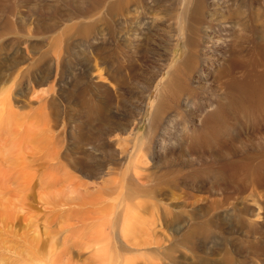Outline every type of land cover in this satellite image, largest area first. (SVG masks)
<instances>
[{"label": "rangeland", "instance_id": "obj_1", "mask_svg": "<svg viewBox=\"0 0 264 264\" xmlns=\"http://www.w3.org/2000/svg\"><path fill=\"white\" fill-rule=\"evenodd\" d=\"M192 1L0 0V264L25 235L26 264H98L99 228L112 264H264V114L230 122L221 74L264 45V0H203L193 92L151 128Z\"/></svg>", "mask_w": 264, "mask_h": 264}, {"label": "bare ground", "instance_id": "obj_2", "mask_svg": "<svg viewBox=\"0 0 264 264\" xmlns=\"http://www.w3.org/2000/svg\"><path fill=\"white\" fill-rule=\"evenodd\" d=\"M185 2V0H183ZM214 2V1H213ZM192 6L191 8H189L188 10V6L184 7L183 10L181 11V14L178 15L177 17V21L179 20V22L181 23L180 26L184 23V25H186L187 30H186V36L184 38H182L185 42V46H186V56L184 57V59L182 60V63H180L179 67H178V71L176 72H172L169 76L168 81L165 83V86L163 87L164 90L162 91V99L157 103V105L155 106L154 109V113H153V117H152V131L158 127L159 122H160V116L165 113V99H163V95L166 94V97L168 98L171 97V99H175L176 101L180 98V94L182 93V91H186L188 93H192L193 90L189 89L187 87V83H186V74L184 73V71L187 70V68H190L191 63H193L194 61H196V59L198 58L196 52H195V47L197 45H199L198 43V28L196 27V22H197V17L198 14L204 10L202 9L203 7V0H193L192 1ZM207 4V3H206ZM243 7V6H242ZM230 12V11H229ZM205 14V13H204ZM201 15V14H200ZM181 16V17H180ZM238 22V21H237ZM241 22H239L240 24ZM248 25V24H247ZM263 25V24H261ZM8 26V25H7ZM244 26V25H243ZM253 26V25H252ZM208 30L206 29L204 32L206 31H211L213 29V26L208 25ZM258 27V26H257ZM256 27V28H257ZM253 28V27H252ZM182 27H179V34L181 35V31H182ZM238 29V28H237ZM244 30V27L241 28V30ZM236 30V29H235ZM242 30V31H243ZM240 31V30H239ZM245 32V31H244ZM241 32V33H244ZM240 33V32H239ZM237 33V35L239 34ZM240 33V34H241ZM236 35V33H235ZM236 35V36H237ZM242 36H238V38H236L237 41H240L239 43H241V41H245L246 39V34L244 33L241 34ZM262 35V34H261ZM200 37V36H199ZM209 37V36H208ZM254 37V36H253ZM263 37V35H262ZM239 39V40H238ZM182 40V41H183ZM200 40V39H199ZM249 40V39H248ZM264 40V38H263ZM206 41V40H205ZM216 41V40H215ZM224 42V41H223ZM208 43H210L208 41ZM226 43V42H225ZM232 43V42H231ZM246 44V43H244ZM224 45V44H223ZM227 45V44H226ZM235 45V44H234ZM213 46V45H212ZM237 46V45H236ZM240 46V45H239ZM202 49L206 50V49H210L205 45H201ZM231 47V46H230ZM254 47V46H253ZM214 48V47H213ZM219 48V47H218ZM237 47H235L236 49ZM216 49V48H214ZM251 50V49H250ZM218 50H216L217 52ZM235 51V50H234ZM232 51V53L234 52ZM237 51V50H236ZM239 52H237L234 54V56L232 55V58H230V60L226 61V69L224 72H221L223 78L225 79L224 81V88L227 92H226V98L228 100V105L230 110V114L228 115L230 119V122H235L237 123L238 121H242L244 123H246L247 118L250 116V114H253L255 112L260 113L258 116L262 118L263 114H264V45L261 44V41L259 43H256L255 48L252 49V52L254 54V57H242L241 51L238 49ZM223 52H220L221 57H223ZM250 53V52H249ZM247 54V53H246ZM249 56V55H248ZM192 67V65H191ZM236 70V72H235ZM237 73V75L235 74ZM185 74V75H183ZM220 74V75H221ZM219 75V76H220ZM221 83V82H220ZM221 85V84H219ZM187 87V88H186ZM222 90V89H221ZM185 92V93H186ZM223 94V95H224ZM4 98V96H3ZM1 100V99H0ZM171 100V101H172ZM175 100H173L175 102ZM219 100V99H218ZM216 101V100H214ZM226 101V100H225ZM190 102L187 100L186 104H189ZM218 105V108H215L217 110H219V117L221 115H223L225 113V110L227 108V106H225L224 104H220V100ZM224 103V102H223ZM0 105L2 107V110L4 112L8 111V106H9V101L8 99H4L2 101H0ZM216 110V111H217ZM2 111V114H3ZM166 111V110H165ZM10 112V111H9ZM215 114H218L216 112H214ZM221 113V115H220ZM0 115L3 116V115ZM211 116V115H210ZM217 116V117H218ZM162 117V116H161ZM208 117V116H207ZM215 118V117H214ZM217 119V118H215ZM221 119V118H220ZM214 120V119H213ZM212 121V120H211ZM222 121H224L222 119ZM226 122V120H225ZM251 122V121H250ZM7 123V122H6ZM228 123V122H227ZM241 123V122H240ZM222 124V123H220ZM225 124V123H223ZM230 124V123H229ZM161 125V124H160ZM231 125V124H230ZM235 125V124H234ZM219 126V124H218ZM223 127V126H222ZM222 127L220 128L222 130ZM233 127V126H232ZM231 127V128H232ZM214 128V127H213ZM230 128V129H231ZM224 129V128H223ZM208 130V127H207ZM213 130V129H212ZM206 131V130H205ZM211 131V130H209ZM216 131V130H215ZM197 132V131H196ZM195 132V133H196ZM200 133V132H199ZM220 133V132H219ZM218 133V134H219ZM222 133V131H221ZM198 134V132H197ZM203 134V133H202ZM201 134V135H202ZM217 134V132H214V135ZM256 134V133H255ZM259 135V134H258ZM218 136V135H217ZM193 137V136H192ZM200 137V136H197ZM202 142V141H200ZM214 144V143H213ZM203 145V142H202ZM218 145V143H217ZM201 146V145H200ZM204 146V145H203ZM234 148V147H233ZM205 149V147H204ZM211 150V149H210ZM207 151V150H205ZM211 152V151H210ZM209 152V153H210ZM214 152V151H213ZM212 153V152H211ZM262 154V153H261ZM245 158V157H244ZM249 160V158L247 159V161ZM243 163V162H242ZM132 165V164H131ZM134 165V164H133ZM244 165V164H243ZM246 165V164H245ZM248 165H250L248 163ZM129 167V165H128ZM127 167V168H128ZM135 167V165H134ZM137 167V166H136ZM133 168V167H132ZM233 168V167H232ZM236 168V167H235ZM224 169V168H223ZM130 170V168H129ZM128 170V171H129ZM134 170V169H133ZM233 171V170H232ZM135 172V171H134ZM132 173V172H130ZM137 173V171H136ZM239 173V172H238ZM139 174V173H138ZM135 175V173H134ZM134 175L132 177H134ZM140 175V174H139ZM137 176V175H136ZM135 176V177H136ZM131 177V178H132ZM130 178V179H131ZM178 178V177H177ZM236 178V177H235ZM129 179V180H130ZM139 179V178H138ZM228 180H230L228 178ZM237 180V179H236ZM132 181V180H131ZM136 181V180H135ZM130 183V181H128ZM137 182V181H136ZM132 183V182H131ZM141 183V182H140ZM138 183V184H140ZM137 184V185H138ZM136 186V185H135ZM122 187V186H121ZM244 187V186H243ZM7 188V187H6ZM123 188V187H122ZM245 189V188H244ZM128 196V195H127ZM125 199V198H124ZM129 216H131L130 211L127 209L125 211V213L123 214L124 217V225L122 224L121 227V235L124 238L125 235L129 232H127V228L130 226L132 219L129 220ZM132 218V217H130ZM123 223V222H122ZM133 224V223H132ZM135 226V225H134ZM101 230V231H100ZM36 231V230H35ZM100 231V232H99ZM91 232V231H90ZM127 232V233H126ZM96 237L94 236L95 239H97V243L95 244H90L86 245L85 250L91 249L93 251H96L95 253V259L96 262L98 264H112V259H113V252L114 250L111 248L110 243H109V239L108 236H104L102 229L99 228V230L96 232ZM93 234V233H92ZM130 234V233H129ZM113 235V234H112ZM14 236V235H12ZM129 236V235H128ZM16 237V236H14ZM112 237V236H111ZM27 235H25L22 238V242L21 244H17V242H14L15 246L11 245L12 248L7 249V251H9L8 253V263L9 264H26V260H23V262L19 259L21 258V253L23 254L24 252H28L29 245H32L34 243V241H37V239L32 238L31 240H27ZM38 238V237H37ZM89 238V237H88ZM13 241V240H12ZM144 243V242H143ZM146 244V243H145ZM148 244V243H147ZM2 248V246H0ZM19 247L22 250H19ZM34 247V246H33ZM32 251V250H31ZM92 251V252H93ZM91 252V251H89ZM32 253V252H31ZM35 256V254H33ZM94 255V253H93ZM38 256V255H37ZM94 257V256H92ZM56 258V254L53 255L52 261L50 262V264H56L60 259V257L58 256L57 259ZM26 259V258H24ZM35 260H38L37 257L35 256V258H33ZM25 261V262H24ZM29 261V260H28ZM39 261V260H38ZM37 262V261H36ZM94 262V259H93Z\"/></svg>", "mask_w": 264, "mask_h": 264}]
</instances>
